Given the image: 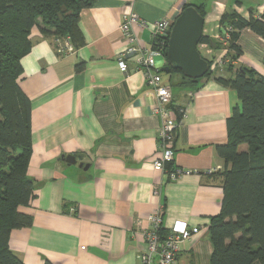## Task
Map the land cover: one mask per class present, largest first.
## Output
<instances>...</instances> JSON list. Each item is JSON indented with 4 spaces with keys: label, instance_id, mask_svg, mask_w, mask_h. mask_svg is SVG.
<instances>
[{
    "label": "crops",
    "instance_id": "obj_1",
    "mask_svg": "<svg viewBox=\"0 0 264 264\" xmlns=\"http://www.w3.org/2000/svg\"><path fill=\"white\" fill-rule=\"evenodd\" d=\"M188 3L205 5L204 34L214 39L227 9L245 18L264 13V0H95L81 10L85 43L79 47L61 51L54 36L33 30L18 80L32 105L28 175L35 182V198L23 211L33 223L13 230L9 239L25 264H141L147 217L160 205L165 231L176 220L200 227L181 242L175 264H210L209 226L222 208L227 168L217 145L227 142L237 93L213 77L183 87L180 74L163 73V82L173 86L175 114V108L185 109L173 166L191 171L172 181L154 167L162 153L155 93L145 73L136 70L134 55L125 56L126 72L119 67L130 46L121 30L126 14L135 12L147 21V27L135 24L133 31L137 44L150 48L151 25L175 20ZM237 43L242 54L233 65L264 75V38L245 28ZM225 53L214 50L212 57ZM165 65L158 58V66ZM215 70L213 75L230 76L224 66ZM74 153L86 154L87 169L63 159Z\"/></svg>",
    "mask_w": 264,
    "mask_h": 264
},
{
    "label": "trees",
    "instance_id": "obj_2",
    "mask_svg": "<svg viewBox=\"0 0 264 264\" xmlns=\"http://www.w3.org/2000/svg\"><path fill=\"white\" fill-rule=\"evenodd\" d=\"M94 2L0 0V264H25L12 251L9 239L13 230L33 223V216L23 211L35 198V182L28 175L33 151L32 105L18 82L23 73L21 60L33 46L32 33L36 28L46 37H69L72 46L83 45L80 13ZM190 5H195L205 17L204 4L188 3L184 8ZM219 24L232 29L226 54L231 62L224 65L230 76L213 75V61L207 57L209 69L202 78L188 77L172 67L166 73L180 74L178 85L183 87H196L203 78L213 77L236 91L238 103L227 119V142L217 145L227 168L222 173V208L209 226L213 243L210 264H264V75L233 65L242 54L237 41L243 29L250 28L264 38V13L245 18L229 8ZM169 34L170 31L152 42L153 48L162 50L166 65ZM201 43L214 50L225 48L208 35L202 36ZM83 66L78 64L77 70ZM181 109L175 108L179 119Z\"/></svg>",
    "mask_w": 264,
    "mask_h": 264
},
{
    "label": "built area",
    "instance_id": "obj_3",
    "mask_svg": "<svg viewBox=\"0 0 264 264\" xmlns=\"http://www.w3.org/2000/svg\"><path fill=\"white\" fill-rule=\"evenodd\" d=\"M175 20L163 18L151 25L153 31V39L158 36H166L171 31ZM139 25L141 28L147 27V21L140 18L135 12H131L124 16L121 24L123 35L130 43V46L124 53V57L119 60V67L122 71L128 70V64L125 56L134 55L136 62V70H142L146 77L149 86L152 88L156 96V103L153 111L161 118V126L158 131V142L161 149V156L154 162V167L157 170L163 171L167 177L172 180H178L183 175L190 173V170H185L173 166L174 161V144L177 136L178 128L185 116V109H181L182 117L179 119L175 114L171 104L173 99L172 87L163 82L162 68L158 66V58H166L161 49L143 48L137 44V36L133 31V25ZM219 33L215 39L225 46L226 51L221 59L212 57L213 48L207 43H200L199 49L205 50L208 59L213 61L212 69L218 66L222 67L231 62V59L226 55L228 44L230 42L231 27L218 25ZM60 50L69 49L72 43L69 37L63 39L60 43ZM166 66V65H165ZM172 164V166H171ZM156 194L160 190H155ZM149 227L143 230L146 238L147 249L140 253L141 264H175L179 251L180 244L184 240L192 237L200 231L199 226H189L186 222L176 220L171 228L163 231V206L160 205L152 213L148 214ZM85 248V246H83Z\"/></svg>",
    "mask_w": 264,
    "mask_h": 264
},
{
    "label": "water",
    "instance_id": "obj_4",
    "mask_svg": "<svg viewBox=\"0 0 264 264\" xmlns=\"http://www.w3.org/2000/svg\"><path fill=\"white\" fill-rule=\"evenodd\" d=\"M205 17L199 13L195 5L187 6L175 19L169 34L167 57L169 65L162 68L168 72L169 68L181 70L191 78H202L209 69V61L199 50L204 34ZM85 153H74L63 156L68 164H78L87 169Z\"/></svg>",
    "mask_w": 264,
    "mask_h": 264
},
{
    "label": "rangeland",
    "instance_id": "obj_5",
    "mask_svg": "<svg viewBox=\"0 0 264 264\" xmlns=\"http://www.w3.org/2000/svg\"><path fill=\"white\" fill-rule=\"evenodd\" d=\"M56 40H57L58 43H59V42L61 43V42L63 41V38L59 37V38H56ZM199 50H200V49H199ZM201 53H202V55L207 56V54H206V52H205L204 49H202ZM215 71H216V70L214 69V72H215Z\"/></svg>",
    "mask_w": 264,
    "mask_h": 264
}]
</instances>
